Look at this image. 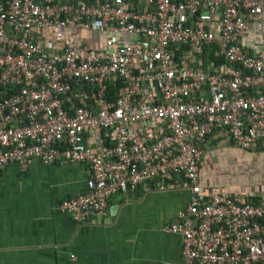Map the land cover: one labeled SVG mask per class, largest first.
Here are the masks:
<instances>
[{
    "label": "built area",
    "instance_id": "2783aa9c",
    "mask_svg": "<svg viewBox=\"0 0 264 264\" xmlns=\"http://www.w3.org/2000/svg\"><path fill=\"white\" fill-rule=\"evenodd\" d=\"M215 131L264 151V0H0V173L87 165L59 206L76 223L114 196L186 191L165 228L183 264H264V192L198 193Z\"/></svg>",
    "mask_w": 264,
    "mask_h": 264
},
{
    "label": "crops",
    "instance_id": "0c3cea01",
    "mask_svg": "<svg viewBox=\"0 0 264 264\" xmlns=\"http://www.w3.org/2000/svg\"><path fill=\"white\" fill-rule=\"evenodd\" d=\"M203 150L198 193L204 199L232 194L256 201L264 192V151L239 150L220 131ZM89 174L84 164L38 161L25 173L14 165L0 173V264H183L182 239L165 228L190 203L188 192L114 196L104 216L78 224L59 206L84 192Z\"/></svg>",
    "mask_w": 264,
    "mask_h": 264
},
{
    "label": "trees",
    "instance_id": "16d2710c",
    "mask_svg": "<svg viewBox=\"0 0 264 264\" xmlns=\"http://www.w3.org/2000/svg\"><path fill=\"white\" fill-rule=\"evenodd\" d=\"M216 52H217L216 48H213L212 50L211 49L205 50V52L202 55V58L206 57V58H208V60H210L213 63V65L221 67L222 65H224V61L216 55ZM119 87H120V85L118 83L112 85L109 89L108 96L112 97V98L116 97L118 90H119Z\"/></svg>",
    "mask_w": 264,
    "mask_h": 264
}]
</instances>
